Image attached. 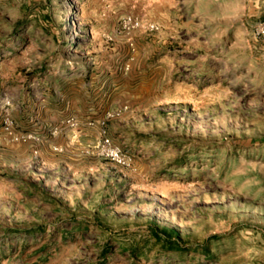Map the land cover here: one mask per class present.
Wrapping results in <instances>:
<instances>
[{
  "label": "rangeland",
  "instance_id": "1",
  "mask_svg": "<svg viewBox=\"0 0 264 264\" xmlns=\"http://www.w3.org/2000/svg\"><path fill=\"white\" fill-rule=\"evenodd\" d=\"M0 264H264V0H0Z\"/></svg>",
  "mask_w": 264,
  "mask_h": 264
},
{
  "label": "built area",
  "instance_id": "2",
  "mask_svg": "<svg viewBox=\"0 0 264 264\" xmlns=\"http://www.w3.org/2000/svg\"><path fill=\"white\" fill-rule=\"evenodd\" d=\"M106 143H108V140L107 139H104L103 140V144H106Z\"/></svg>",
  "mask_w": 264,
  "mask_h": 264
}]
</instances>
